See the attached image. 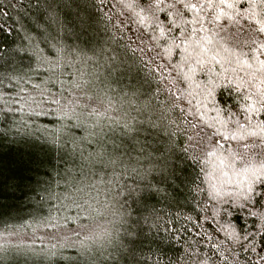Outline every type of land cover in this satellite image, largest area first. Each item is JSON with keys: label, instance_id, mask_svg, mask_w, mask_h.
Listing matches in <instances>:
<instances>
[{"label": "trees", "instance_id": "16d2710c", "mask_svg": "<svg viewBox=\"0 0 264 264\" xmlns=\"http://www.w3.org/2000/svg\"><path fill=\"white\" fill-rule=\"evenodd\" d=\"M170 2L55 0L46 27L0 0V264H261L264 5L190 11L185 39L153 28Z\"/></svg>", "mask_w": 264, "mask_h": 264}, {"label": "snow or ice", "instance_id": "6c2138e0", "mask_svg": "<svg viewBox=\"0 0 264 264\" xmlns=\"http://www.w3.org/2000/svg\"><path fill=\"white\" fill-rule=\"evenodd\" d=\"M70 2V0H69ZM123 3L124 0H121ZM135 0H133V3ZM139 2L143 3L145 0H139ZM160 4H164L165 0H156ZM37 6L39 7L41 4L46 5L45 11H43L39 16L36 17L38 24H44L46 27L50 26L51 23L57 20V14L55 9H53L52 4L55 3V0H36ZM93 4H96V0H92ZM104 0H100V5H103ZM133 3H128V7H132ZM219 4L222 7H226L227 9H234L237 5L239 6L238 15L245 18L246 22L249 16L255 15L253 10L249 7L251 4L264 5V0H171L168 4L169 10L172 11V15L174 19L172 21H168L167 16L163 17V20H159L153 17V28L159 27L161 30V36L165 34V29L168 32H175L179 34H184V30L181 27V24L187 25L192 21L186 20L185 17L188 16L190 11H198L200 16L202 17L205 13V9H208L209 19L207 23L209 24V28H211V24L213 22L212 19V11ZM97 18V22L102 20V13H93L89 14L87 11L80 17L76 27L80 30L79 34L76 36L77 40H80L84 49L94 50L92 48L93 42L95 41V36L92 34L94 29V19ZM47 17V19H45ZM219 17L217 16L216 19ZM143 22V21H142ZM203 27L201 23V18L198 17L195 21ZM163 25V26H162ZM71 27V26H70ZM0 31H3V25L0 24ZM192 31H199V29H193ZM185 39H187L188 34H184ZM175 39V36L173 37ZM98 43V42H97ZM245 44L250 49L248 55L252 56L253 51L255 53H259L260 56L264 57V13L261 14V18L259 19V26H257V20L253 19L250 22L248 34L245 38ZM177 49L181 47V45H175ZM27 53H25L26 55ZM261 65H264V60H259ZM107 72L110 76L114 74V78L112 83H122L120 77L125 73L121 70L119 66L116 64H112L110 68L107 69ZM126 86L130 90H134L136 85L134 80H130L127 82ZM125 129L122 128L123 132ZM149 128H145V131H149ZM128 132L131 133L132 138H135L137 131H132V126L128 125ZM55 143V142H54ZM41 152H46L47 148L45 146L37 145ZM50 147V146H49ZM31 159L26 162L30 163ZM259 199H257V203H260L261 199H264V182H262V190L258 193ZM249 241L251 237L247 238ZM261 244L264 246V237L261 238ZM243 247V245H241ZM255 245H253V248ZM252 249H248L251 251ZM261 264H264V256H260Z\"/></svg>", "mask_w": 264, "mask_h": 264}]
</instances>
